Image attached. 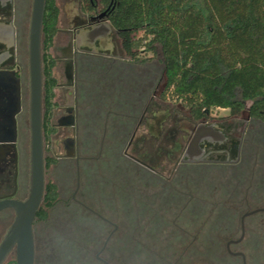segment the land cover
Masks as SVG:
<instances>
[{"label": "flooded vegetation", "instance_id": "af4514ba", "mask_svg": "<svg viewBox=\"0 0 264 264\" xmlns=\"http://www.w3.org/2000/svg\"><path fill=\"white\" fill-rule=\"evenodd\" d=\"M94 1L87 8L74 0L64 25H59V11L55 33L59 42L53 40L49 48L56 79L52 108L45 102L41 60L44 191L32 224L34 264L37 223L46 219L37 214L41 207L47 208L45 172L50 165L61 173L63 194H68L63 204L77 216L76 225L93 224L104 231L111 227L94 252L95 264H112L103 254L110 250L113 237L119 240L121 224L90 204L97 190L107 201L105 206L113 201L121 205L127 225L177 226L182 212H201L212 204L223 210L217 226L237 232L228 233L223 254L246 264L245 254L234 247L245 237L250 242L264 237L256 234L257 228L264 230V121L251 116L248 106L239 113L217 107L227 109L219 115L212 113L213 108L204 109L197 117L190 108L163 96L166 78L161 59L153 54L126 55L117 32L103 23L107 21L103 6ZM30 9L31 0H0V202L24 201L31 187ZM90 148L95 156L85 155ZM204 182L217 185V192L224 195L221 202L210 204L200 194L198 184ZM56 191L58 198L57 187ZM171 209L178 210L170 214L172 218L160 212ZM14 218L12 207H0V243ZM74 239H59L68 260L74 249H81L84 256L89 252L86 244ZM2 264H16L14 245Z\"/></svg>", "mask_w": 264, "mask_h": 264}, {"label": "trees", "instance_id": "16d2710c", "mask_svg": "<svg viewBox=\"0 0 264 264\" xmlns=\"http://www.w3.org/2000/svg\"><path fill=\"white\" fill-rule=\"evenodd\" d=\"M84 7L90 1L81 0ZM131 58L160 46L166 78L163 96L190 108H230L264 121V0H98ZM59 8L46 0L41 28L45 102L52 108L55 60L49 53ZM137 33H140L137 35ZM45 206L57 197L56 185H45ZM47 217L46 208L38 211Z\"/></svg>", "mask_w": 264, "mask_h": 264}, {"label": "rangeland", "instance_id": "374dc122", "mask_svg": "<svg viewBox=\"0 0 264 264\" xmlns=\"http://www.w3.org/2000/svg\"><path fill=\"white\" fill-rule=\"evenodd\" d=\"M56 4L60 11L59 25H64L67 14L72 10L74 0H56ZM139 34L137 33V35ZM53 40L55 44H58L59 36L55 35ZM150 54H153L154 59H161L160 46L155 44V52H141L140 56L144 57ZM55 92L56 97H60V92L57 90ZM249 103L247 101L245 107ZM226 112L227 109H212V113L218 115ZM85 155L95 156L96 151L90 148ZM45 180L54 183L60 194L46 208L47 217L43 223H37L38 232L36 231V233L39 237L37 236L35 239L36 264H95L94 252L111 227H106V231H104L93 224L77 226L75 223L77 216L63 204L67 200L63 197L67 198L68 194L67 196L63 194L59 169L50 165L45 172ZM93 186L98 188L99 184L96 183ZM134 186L140 187L136 184ZM216 186V184L205 182L198 184L200 194L206 196L210 204L221 202L224 196L217 192ZM137 192L140 193L141 188L137 189ZM95 193L92 195L94 198L89 201L95 210L105 217L112 220L117 219L121 223L116 235L120 237L119 240L115 241V237H113L108 245L110 250L103 254V257L111 261L112 264H237L233 258L223 254L228 233L233 235L237 232L233 231V228L228 231L227 228L217 226L216 221L218 217L220 218L223 210H217L214 205L208 204L201 212L198 210H195L194 213L191 211L182 212L179 217L181 224L178 223L177 226H139L132 223L127 225L122 222V213L125 214V212L122 211L121 205L117 201H113L112 206H105L107 201L101 199L99 190ZM177 211L171 209L160 212L170 217ZM131 214L137 215L138 213L136 210H132ZM186 219L194 220V222L186 223ZM256 230V234H264L262 228ZM41 235H44L43 239ZM60 237L73 240L76 237L80 240L79 245L86 244L89 247L88 254L84 256L80 252L81 249H74L72 258L68 260L63 255L64 249L60 246ZM250 239V237H245L234 249L241 250L245 254L246 264H264V237H260L258 242H250Z\"/></svg>", "mask_w": 264, "mask_h": 264}, {"label": "water", "instance_id": "95a60500", "mask_svg": "<svg viewBox=\"0 0 264 264\" xmlns=\"http://www.w3.org/2000/svg\"><path fill=\"white\" fill-rule=\"evenodd\" d=\"M46 0H31L28 27V63L32 97V168L31 187L26 200H5L0 207L10 206L15 211L13 223L0 243V264L9 249L15 246L16 264H34V239L32 224L44 191L43 156L41 142V28ZM111 29L107 21L103 22Z\"/></svg>", "mask_w": 264, "mask_h": 264}, {"label": "crops", "instance_id": "0c3cea01", "mask_svg": "<svg viewBox=\"0 0 264 264\" xmlns=\"http://www.w3.org/2000/svg\"><path fill=\"white\" fill-rule=\"evenodd\" d=\"M111 31H113L114 33L116 32L112 27H111ZM117 40H118V43H120L118 38Z\"/></svg>", "mask_w": 264, "mask_h": 264}]
</instances>
